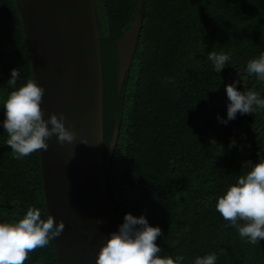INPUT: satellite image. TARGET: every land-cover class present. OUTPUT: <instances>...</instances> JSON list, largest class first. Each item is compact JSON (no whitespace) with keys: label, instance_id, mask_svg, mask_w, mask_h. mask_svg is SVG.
<instances>
[{"label":"trees","instance_id":"1","mask_svg":"<svg viewBox=\"0 0 264 264\" xmlns=\"http://www.w3.org/2000/svg\"><path fill=\"white\" fill-rule=\"evenodd\" d=\"M138 0H95L103 88V149L114 133L106 194L120 223L144 214L161 228V256L217 253L216 264H264V239L242 240L215 210L217 196L264 153V110L237 114L226 125L224 86L264 96V83L245 72L264 51V0H143L134 54L118 89L117 40L134 24ZM229 64L212 71L207 53ZM20 73L9 85L10 70ZM33 79L15 0H0V99ZM170 81V82H169ZM3 113L0 111V119ZM0 128V221L14 222L29 206L48 215L40 152L14 159ZM236 145L230 147V141ZM213 141L215 143H213ZM222 250V251H221ZM24 264H60L53 240Z\"/></svg>","mask_w":264,"mask_h":264},{"label":"water","instance_id":"2","mask_svg":"<svg viewBox=\"0 0 264 264\" xmlns=\"http://www.w3.org/2000/svg\"><path fill=\"white\" fill-rule=\"evenodd\" d=\"M29 50L33 79L44 88V118L64 114L76 136L47 140L40 163L45 204L65 227L53 242L60 264H96L97 253L119 222L106 194L112 147L103 149L102 63L95 0H15ZM143 13L117 40L118 89L130 66ZM84 140L87 142L81 143ZM102 218L104 223L96 224Z\"/></svg>","mask_w":264,"mask_h":264},{"label":"clouds","instance_id":"3","mask_svg":"<svg viewBox=\"0 0 264 264\" xmlns=\"http://www.w3.org/2000/svg\"><path fill=\"white\" fill-rule=\"evenodd\" d=\"M207 60L215 73L231 66L229 55L223 51H210ZM245 72L264 83V51L247 61ZM19 75L17 68L11 69L7 83L15 85ZM237 83L233 80L224 86L228 103L226 117L217 116L219 123L226 125L238 113L256 114L264 110V96L251 89L240 91ZM43 94L44 88L29 78L0 99V111L3 113L0 128L6 134L5 143L10 146L14 159L46 150L49 146L47 140L53 135L61 144L75 139L76 134L65 126L63 113H52L44 118L41 108ZM81 143L87 144L84 140ZM235 145V140L230 141V147ZM258 157L255 163L244 162L243 174L228 185L215 202V210L226 226L234 228L242 240L253 245L264 239V153H258ZM95 222L101 225L104 220L100 218ZM64 227L62 219L54 222L51 214L42 218L41 209L33 206H29L25 214L14 222L0 221V264H24L28 253L46 247ZM160 235L161 228L151 225L144 214L125 213L117 230L110 232L101 245L96 264H185V257L181 254L174 257L159 255L161 247L155 241ZM216 261L217 253L212 252L196 256L191 264H216Z\"/></svg>","mask_w":264,"mask_h":264}]
</instances>
